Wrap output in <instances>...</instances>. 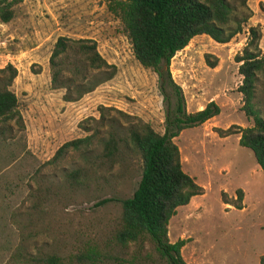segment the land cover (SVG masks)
Listing matches in <instances>:
<instances>
[{
    "label": "trees",
    "instance_id": "16d2710c",
    "mask_svg": "<svg viewBox=\"0 0 264 264\" xmlns=\"http://www.w3.org/2000/svg\"><path fill=\"white\" fill-rule=\"evenodd\" d=\"M22 0H0V23L14 17ZM106 10L118 20L135 61L155 74L163 104L162 132L148 122L111 106L97 105V117L77 123L84 135L64 141L50 158L37 165L29 177L28 205L11 213L18 226L20 243L8 264H186L180 255L182 240L169 242L167 224L175 208L202 193V187L182 171L178 148L173 142L185 128L200 125L219 113L210 100L201 109L187 112L180 87L173 81L169 63L173 55L197 35L218 44L227 43L241 31L252 15L247 0H106ZM247 40L233 56L241 80V110L251 125L215 128L219 137L237 133V143L248 148L264 178V52L258 46L259 25L247 27ZM212 57V60L210 58ZM207 66L216 58L204 54ZM50 89L62 90L61 100L74 102L116 72L97 51L91 38L58 36L47 59ZM15 68L0 67V142L20 137L23 121L17 99L10 90ZM258 86V88H257ZM62 163V164H60ZM51 167L52 173L42 168ZM231 205L239 209L241 190ZM79 195L94 206L112 203L116 216L102 225H67L65 234L52 226L39 227L51 242L28 250L33 218H42L47 207L59 199L70 204ZM224 202V201H223ZM226 203V202H225ZM21 216V220H17ZM36 231H34L35 233ZM34 233L32 235H34ZM65 236V245H64ZM27 244V245H26ZM258 264H264V254Z\"/></svg>",
    "mask_w": 264,
    "mask_h": 264
},
{
    "label": "rangeland",
    "instance_id": "374dc122",
    "mask_svg": "<svg viewBox=\"0 0 264 264\" xmlns=\"http://www.w3.org/2000/svg\"><path fill=\"white\" fill-rule=\"evenodd\" d=\"M105 5L106 0H22L14 7V17L0 23V67L10 63L16 70L10 90L24 126L20 137L0 142V264H8L20 243L18 226L10 216L29 203L27 186H34L30 174L61 143L84 135L77 123L87 116L96 118L97 105L137 116L162 132L163 104L155 74L135 61L120 23ZM257 6L261 8L260 3ZM246 23L224 44L206 35L194 36L169 63L187 112L210 100L219 107L216 116L173 138L182 171L202 187L201 194L175 208L167 224L169 242L183 241L180 255L186 264H258L264 254L263 174L252 152L237 143V133L219 137L215 132V128L230 125H251L241 110V94L236 90L241 77L233 60L247 40ZM58 36L93 39L99 54L116 67L110 80L77 100L78 106L62 101V90L49 87L47 59ZM206 53L216 58L214 67L206 65ZM261 82L263 76L259 86ZM41 171L52 173L53 169ZM237 189L241 190L239 209L231 205L236 202ZM66 201L59 199L42 218L32 219L29 251L43 249L44 242L52 248L64 247L61 241L51 242L39 227L49 225L54 232L63 229L65 234L68 224L78 228L88 222L109 223L118 210L112 203L94 206L79 195L70 204Z\"/></svg>",
    "mask_w": 264,
    "mask_h": 264
},
{
    "label": "crops",
    "instance_id": "0c3cea01",
    "mask_svg": "<svg viewBox=\"0 0 264 264\" xmlns=\"http://www.w3.org/2000/svg\"><path fill=\"white\" fill-rule=\"evenodd\" d=\"M26 0H23V3ZM260 3L261 4V8H259L257 6V4ZM247 5L249 6V8L252 11V15L251 17H249V19L247 20L246 23V27L244 28L245 30V37L244 40L247 38V27L248 26H254L256 24L259 25L260 28V33H261V37L259 39V43L258 46L261 49L262 52H264V0H247ZM9 22V21H8ZM7 23V22H6ZM79 101V100H78ZM75 101L72 103H75V106H78L80 102ZM203 107V106H202ZM202 107L197 108L196 110L201 109ZM195 111V110H194ZM192 112V111H191Z\"/></svg>",
    "mask_w": 264,
    "mask_h": 264
}]
</instances>
